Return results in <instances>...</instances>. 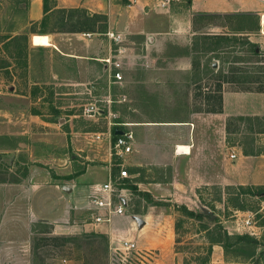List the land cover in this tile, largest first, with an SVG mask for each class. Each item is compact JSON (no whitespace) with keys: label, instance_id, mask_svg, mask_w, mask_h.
<instances>
[{"label":"rangeland","instance_id":"374dc122","mask_svg":"<svg viewBox=\"0 0 264 264\" xmlns=\"http://www.w3.org/2000/svg\"><path fill=\"white\" fill-rule=\"evenodd\" d=\"M32 1L0 0V41L28 37L27 65L21 41L0 43V57L11 63L0 69V264H120L113 248L123 236L111 229L121 228L118 218L109 232L91 233L85 224L92 185L110 172L98 173L105 170L101 157L73 151L75 129L134 132L133 152L123 163L140 175L128 183L124 216L138 224L152 212L143 234L129 238L156 249L155 264H264V198L242 193L239 203L248 210H239L231 199L239 190L230 199L225 192L228 185L250 186L247 177L257 172L251 160L264 154V92L243 91L250 83H225L223 112L210 111L220 106L219 80L207 71L212 63L228 72L229 66L264 62L250 61L241 43L236 50L244 61L236 63L202 52V32L231 30L219 25L221 18L193 22L198 12L261 16L264 0L226 11L203 0H174L165 8L156 4L160 0H113L111 9L108 0L105 33L59 31L54 16L44 27V12L31 20ZM35 29L46 30L53 45H33ZM249 38L264 50V32ZM91 106L93 113L86 111ZM49 129L65 134L53 135L52 147L42 138ZM193 130L201 148L191 164L171 151L193 139ZM112 155L117 174L119 160ZM69 163L72 174L62 173ZM87 169L89 191L81 194L84 201H74L62 185L72 188V177L81 181ZM190 174L201 182H185ZM257 175L264 176V168ZM184 207L210 216H188ZM159 235L171 242L154 247ZM242 235L249 238L240 241Z\"/></svg>","mask_w":264,"mask_h":264},{"label":"trees","instance_id":"16d2710c","mask_svg":"<svg viewBox=\"0 0 264 264\" xmlns=\"http://www.w3.org/2000/svg\"><path fill=\"white\" fill-rule=\"evenodd\" d=\"M43 12L44 16L40 24L45 25L48 23L50 17H56L55 27L60 29L59 31H71V32H90V33H105L108 30V16L104 13H91L84 7H70L59 8L57 7L56 0H43ZM194 23L198 20H206L209 18H221L223 19L221 27L230 28V33H204L201 34L202 40V52L213 53L216 58L222 59L226 62H239L244 61L241 56L237 55L236 45L241 43L245 45L246 54L250 55L248 58L252 62H264V50L261 49L258 43L252 42L249 36L252 33L261 31L260 16L256 12H225V13H211V12H198L194 15ZM32 25L37 22H31ZM35 33L48 34L44 29L33 30ZM241 33L245 35V38H238L237 34ZM22 42L21 51H24L23 64L27 65V50H28V37L24 35L7 36L0 43L7 45V42ZM11 66V63L3 57H0V69H7ZM218 64L212 63L211 66H207V71L215 72L218 76L219 85L217 91L219 95L216 97L219 100V109L210 110L213 112H223V88L225 83H250L249 86L242 88L243 91H256L264 92V64L260 66H252L250 69L247 67H230L228 72L223 69L217 70ZM255 84H257L255 86ZM117 130L112 133V139L117 137ZM235 190L237 192V198L233 199L232 206L239 210H248L245 205L239 203V195L242 193H252V195H258L264 198V185H228L226 186V193L230 199ZM185 214L191 217H197L202 219L206 214H196L192 210L184 207ZM248 235L238 236L240 241L248 239ZM229 239V237L227 238ZM221 242L220 240H216ZM218 243V242H217Z\"/></svg>","mask_w":264,"mask_h":264},{"label":"crops","instance_id":"0c3cea01","mask_svg":"<svg viewBox=\"0 0 264 264\" xmlns=\"http://www.w3.org/2000/svg\"><path fill=\"white\" fill-rule=\"evenodd\" d=\"M57 1H58L57 7H59V8H63V7H66V8L84 7L86 9H88L89 11H92L91 13H105V14L109 15L108 0H57ZM203 1L205 3V6L206 5L209 6V5H211L210 3H212L213 7H216V10H218V11H223V10L226 11V10H230V9L231 10H233V9L234 10H236V9L237 10H243L241 7L246 6V4L250 5V3L252 2V0H203ZM137 2L139 4L141 3L138 0H137ZM157 2L158 1H156V4L158 5L159 2L158 3ZM112 4H114L113 0H111V2H110V9L112 7ZM225 4L230 5L229 7H231V8H229V7L224 8ZM252 10H254V9H252ZM255 10H259V9H255ZM42 16H43V2H41V0L32 1V3H31V20H33V21L39 20V18H41ZM31 42L33 44L32 38H31ZM43 47H49V46H43ZM224 102H225L224 103V111L226 112L227 104H226V97L225 96H224ZM46 124L48 125L49 123L47 122ZM52 126H54L53 123H52L51 127ZM75 130L72 131V133H74V134H72V137H71V147H72L73 151H77V152H81L83 154H86V157L88 159H90L91 155H93V154L97 157H101L102 160L105 162V164H103V167H105V170L98 171V173L104 175V173L107 174L108 170H109V172H111L112 165H113V155H112V148H111L110 140L108 139L107 136H104L102 140L96 139V134H98L100 132H107V131H100V130H97V131H89V130L86 131L85 130L84 131V130H78V129H75ZM195 132H196L195 130L192 131L194 136H193V139H191L188 143H178V144H176L174 151H171V153L173 154V156L175 158H177V160L186 161V162H189L191 164H194L193 162H194L195 158L198 157L197 155L199 153V148H201L199 143L195 140V134H194ZM87 133H90V134L93 133L94 134V136H92L93 138L89 139V137L86 136ZM53 135H58L59 138L62 135V138H64L63 135H65V134H62L61 131L60 132H56L53 130L50 131V129L45 131L42 134V138L45 140V142H47V144H45L46 147H50V146L52 147L53 145H56V144L50 142L51 141L50 138ZM183 147H187L188 149L185 150V148H183ZM102 152H103V155H101ZM263 165H264V154L255 155L253 157V159L251 160V166L253 168H256V166H257L258 169H257V172H255L251 178L247 177V181H246L247 184L264 185V176L257 175V174L262 172V168H264ZM59 170L62 173H66V174L70 175V174H72V171L74 170V168L71 166V163H69L68 165L61 166L59 168ZM81 175L83 177V179H81V181L77 180V178L74 179L72 177L74 186H72V188L69 187V188H71L70 192L64 190L65 185H62L63 190L66 191L68 197L70 199H72L74 201H78V202H80L81 200H83V201L85 200V196L83 195L81 197V194H83L86 191H89L88 189H89L90 184H91V183L85 184L91 180L89 169H87V171ZM199 176H201V175H199ZM201 179L202 178H198L197 175L191 176V174H190V176H188V178L185 180V182H187V180L188 181L190 180V183H192V184L193 183H200ZM13 182H18V181H13ZM75 185L78 188H75ZM151 214H152V212H150L148 215H145V218H144L145 224L143 226L138 225L131 216L126 215V216L119 217L117 219L118 223H120V225H121V228H115V230L113 228H111V229H112L114 234H117L119 236L120 235L123 236V238H121V239H132L129 237L135 238V233L137 235L140 234V236H141L143 234V231H145L147 224L149 223V216H151ZM112 231H110V232H112ZM90 232L92 233L94 231H90ZM112 235L113 234H110V236H112ZM157 239L158 240H156L152 244L154 247L157 246L158 244H160V242L162 244L171 242V240L168 241V239L166 237H162L160 235L157 237ZM133 240H135V239H133ZM136 242L140 246L141 242L139 243V238L137 239Z\"/></svg>","mask_w":264,"mask_h":264},{"label":"built area","instance_id":"2783aa9c","mask_svg":"<svg viewBox=\"0 0 264 264\" xmlns=\"http://www.w3.org/2000/svg\"><path fill=\"white\" fill-rule=\"evenodd\" d=\"M174 0H160L158 6L165 8ZM264 13L260 16L261 31L264 32ZM116 78L120 79L121 74L118 72ZM87 112H95V107L91 106L86 109ZM107 136L110 140L111 148L114 150L119 167L118 173L111 171L104 182H98L92 185L89 200L90 213L86 218V226H91L94 232H109L108 228L115 219L125 215L127 206L130 202L129 182L140 175V173H130L126 168L123 160L133 152L135 142L134 132L131 130L122 131L116 139H112L111 132H100L96 134L97 140H102ZM235 157V154H232ZM122 159V161H120ZM114 253L120 264H155L157 250L143 249L133 239H120L119 245L115 246Z\"/></svg>","mask_w":264,"mask_h":264},{"label":"bare ground","instance_id":"6f19581e","mask_svg":"<svg viewBox=\"0 0 264 264\" xmlns=\"http://www.w3.org/2000/svg\"><path fill=\"white\" fill-rule=\"evenodd\" d=\"M32 41H33V44L36 46H51V45H53L51 42L50 35H48V34L35 33L32 36ZM183 148H185V150L188 149L187 147H183Z\"/></svg>","mask_w":264,"mask_h":264},{"label":"water","instance_id":"95a60500","mask_svg":"<svg viewBox=\"0 0 264 264\" xmlns=\"http://www.w3.org/2000/svg\"><path fill=\"white\" fill-rule=\"evenodd\" d=\"M215 65H217V64H215ZM121 133H122V131L117 130V134H121ZM64 190L70 192V191H71V188L65 186V187H64ZM137 222H138V224H139L140 226H143V225L145 224V220L142 219V218H138V219H137Z\"/></svg>","mask_w":264,"mask_h":264}]
</instances>
